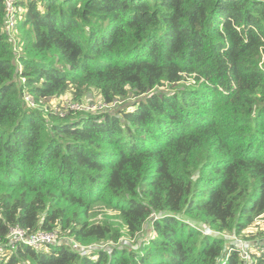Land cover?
Here are the masks:
<instances>
[{"label":"trees","instance_id":"obj_1","mask_svg":"<svg viewBox=\"0 0 264 264\" xmlns=\"http://www.w3.org/2000/svg\"><path fill=\"white\" fill-rule=\"evenodd\" d=\"M13 7L0 0V264L243 263L204 232L264 219V0ZM64 94L115 104H44ZM15 226L58 241L9 243ZM248 250L264 264V243Z\"/></svg>","mask_w":264,"mask_h":264},{"label":"built area","instance_id":"obj_2","mask_svg":"<svg viewBox=\"0 0 264 264\" xmlns=\"http://www.w3.org/2000/svg\"><path fill=\"white\" fill-rule=\"evenodd\" d=\"M14 1L15 0H6L7 17L11 21H13L12 13L14 11V7H13ZM61 97L55 99L53 103L47 102L46 104L51 108L58 110L60 112H66L68 110H71V111H84V112H92V113L106 112L107 109H109L112 105L115 104L113 103L111 105L110 103L108 104L103 101H98L93 103L94 101H97L100 98H96V100H91L90 103H80L77 101H72V99L68 97L66 98H61ZM24 99L31 106L36 105L35 101L29 95L25 94ZM260 229L264 230V219H260V220L256 219V221L250 226L249 229L242 230L241 233H244V235L247 236L246 232H256ZM204 233L221 236L225 238L226 241L236 245L239 249L241 258L244 261L242 264H247V262L250 260V253L248 250L249 245L253 246L255 244L264 243V238H262L261 240L254 239V240H249L248 244L245 245V247H241L240 245L231 241V239H229L225 235V233H220L218 231L217 233H210L209 231H207V228H205ZM29 237H33V238H29ZM7 239L9 240V243L15 240H22L23 242H26L34 247H40L44 243H56L58 241V236L57 233L54 231H43V230L37 231L34 235L26 236L18 226H15L10 228L9 234L7 235Z\"/></svg>","mask_w":264,"mask_h":264},{"label":"rangeland","instance_id":"obj_3","mask_svg":"<svg viewBox=\"0 0 264 264\" xmlns=\"http://www.w3.org/2000/svg\"><path fill=\"white\" fill-rule=\"evenodd\" d=\"M16 79L18 80V83H19V81H20V82H21V81H22V82L25 81V78H20L19 76H17ZM66 97H68V94H65V95L62 96L61 98H66ZM54 100H55V99H49L48 102L53 103ZM91 100H96V98H95V97H92ZM44 104H46V103L44 102ZM44 104H43V105H44ZM97 212H99V211H97ZM101 212H106L105 215H109V216H111V217L113 218V220H116V219H117V215H116V213H115L114 211H112V212H108V211H105L104 209H102ZM150 220H151V219H150ZM150 220L144 224V227H143L142 231L138 234L137 240H138L139 242L141 241V239H143V238L145 239V236H146V235H149V234L151 233V227H150V225H149ZM258 227H259V226H258ZM207 231H209L210 233H217L216 230L211 229V228H207ZM32 235H34V234H32ZM225 235H226L229 239H231V241H233L234 243L240 245L241 247H245V245H247L248 242H249V240H248L247 237L244 235V233H239V234H237V233H234V232H226ZM29 236H31V235H29ZM35 237H36V236H35ZM29 238H33V237H29ZM122 239H126V237L123 236ZM130 242H131V241H130ZM107 246H109V245H107ZM92 247H93V246H90V249H91ZM86 251H87V250H86L84 247H82V250H81L82 254H85ZM246 257H247V256H246ZM241 264H242V263H241Z\"/></svg>","mask_w":264,"mask_h":264},{"label":"water","instance_id":"obj_4","mask_svg":"<svg viewBox=\"0 0 264 264\" xmlns=\"http://www.w3.org/2000/svg\"><path fill=\"white\" fill-rule=\"evenodd\" d=\"M75 249H77V250L81 251V250H82V247H80V246L76 245V246H75Z\"/></svg>","mask_w":264,"mask_h":264},{"label":"clouds","instance_id":"obj_5","mask_svg":"<svg viewBox=\"0 0 264 264\" xmlns=\"http://www.w3.org/2000/svg\"><path fill=\"white\" fill-rule=\"evenodd\" d=\"M19 68H20V65H19ZM65 95V94H64ZM92 248H94V247H92Z\"/></svg>","mask_w":264,"mask_h":264}]
</instances>
